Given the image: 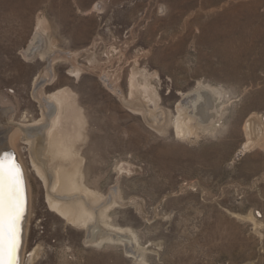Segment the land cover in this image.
<instances>
[{"label": "rangeland", "instance_id": "374dc122", "mask_svg": "<svg viewBox=\"0 0 264 264\" xmlns=\"http://www.w3.org/2000/svg\"><path fill=\"white\" fill-rule=\"evenodd\" d=\"M38 16L47 43L93 68L76 79L66 73L70 64L57 60L44 92L73 93L82 122L72 145L79 180L111 204L109 224L133 233V253L142 260L120 244L89 246L86 229L51 211L28 146L18 141L15 154L31 188L23 264H264V0H0V101L11 105L0 117L9 119L0 122V137H9L11 122L40 119L31 91L44 62L21 55ZM229 19L238 26L227 30ZM231 39L237 46L225 52ZM131 71L169 113L163 130L100 77L111 76L126 98ZM198 83L223 95L215 97L213 126L178 137L176 105ZM250 117L263 139L244 150Z\"/></svg>", "mask_w": 264, "mask_h": 264}, {"label": "bare ground", "instance_id": "6f19581e", "mask_svg": "<svg viewBox=\"0 0 264 264\" xmlns=\"http://www.w3.org/2000/svg\"><path fill=\"white\" fill-rule=\"evenodd\" d=\"M257 4L255 2L252 6L255 7ZM230 20L226 26L227 30H231L230 27L235 28L238 26L237 21ZM46 30L45 20L38 16L33 37L28 46L21 50V55L24 60H33L37 57L40 61L44 62V67L32 80L31 91L39 106L41 113L40 119L30 125H19L11 122L10 125L12 124V128L9 137H0V158H3L1 161L7 164L10 162V157L13 154L15 155V161L20 166L26 191L27 211L24 222L18 225V241L20 239L21 243L15 264L24 263L23 251L25 248L31 203L30 184H27L24 168L17 154H15L18 141H22L28 146L30 164L45 187L46 201L51 211H55L61 215L67 222L86 229L87 240H84V242L89 244V246H98L104 243L120 244L124 246L128 257H134L136 260L141 259L139 255L133 253V246L137 244V239L133 233L127 228H115L109 224L107 212L111 204H106L105 200L102 201V195L97 193V191L95 192L89 189L80 182L81 179L79 180V177L82 175L77 165V159L74 160V156L76 157L77 153L72 151V145L74 141L79 140L81 137L76 127H79L82 122L80 121L81 117L77 116V104L73 98V93L66 89L54 91L49 95L44 92L45 86L52 85L55 80L53 66L57 60L69 63L70 68H68V72L66 73L76 79L82 71H92L93 68H85L76 63L75 56H77V53L72 54L59 49L57 51L55 41L47 43L42 34ZM252 33L255 34L252 36L253 38L257 39L260 37V35H256L258 34L256 27L252 28ZM231 45H234V47L237 46L234 39L222 44L223 50L228 52L231 50ZM244 47L247 49L250 48L248 45H244ZM136 74L134 71L130 73L128 78L129 91L128 97L126 98L123 97L124 93L120 89L118 82L112 80L110 78L111 76L102 75L100 77L109 86L110 90L116 93L119 99L124 101V104L131 111L142 115L144 121L149 126L163 130L166 127V123H168L169 113L159 106L157 94L148 87L145 80V84L143 85L136 82ZM221 96H223L221 91L202 83H198L195 88L185 93L182 92L179 103L175 108L176 116L172 123L176 135L181 138H190L198 130L209 131L216 117L215 97ZM1 100L0 117L1 115L5 116L11 111V105L4 102L3 97ZM149 102L153 104L151 110L148 107ZM6 119H0V122L4 123ZM10 121H12L11 118ZM257 121L255 117H250L244 126L246 134L244 150L249 149L254 144H260L262 141L261 138L263 139L259 135L260 130H257L259 126ZM3 128V126H0V135L5 133ZM2 153L5 155L2 156ZM113 203L116 202L114 201ZM248 218L255 225V220L250 215ZM37 249L31 251V254H29L27 259L28 263H31L32 259L35 258ZM25 258L26 256L24 254V260ZM13 259L12 264L14 263Z\"/></svg>", "mask_w": 264, "mask_h": 264}, {"label": "snow or ice", "instance_id": "6c2138e0", "mask_svg": "<svg viewBox=\"0 0 264 264\" xmlns=\"http://www.w3.org/2000/svg\"><path fill=\"white\" fill-rule=\"evenodd\" d=\"M23 176L14 160L0 161V262L12 264L18 247L19 222L25 210Z\"/></svg>", "mask_w": 264, "mask_h": 264}, {"label": "water", "instance_id": "95a60500", "mask_svg": "<svg viewBox=\"0 0 264 264\" xmlns=\"http://www.w3.org/2000/svg\"><path fill=\"white\" fill-rule=\"evenodd\" d=\"M5 154L4 153H2V156H4ZM9 155V154H8ZM3 158H0V161L2 160ZM11 160H14L15 161V155L13 154L12 155V157H10V161ZM16 162V161H15ZM23 187H24V193L26 192L25 191V185H24V182H23ZM25 199H26V196H25ZM26 211H27V204L25 203V210H24V213H23V215H22V219L20 220V222H19V224L21 223H23L24 222V218H25V215H26ZM20 234H21V232H20ZM20 243H21V240L19 239V241H18V247H17V249H16V252H15V254H14V263L13 264H15L16 263V260H17V252H19V247H20Z\"/></svg>", "mask_w": 264, "mask_h": 264}, {"label": "built area", "instance_id": "2783aa9c", "mask_svg": "<svg viewBox=\"0 0 264 264\" xmlns=\"http://www.w3.org/2000/svg\"><path fill=\"white\" fill-rule=\"evenodd\" d=\"M30 253H31V252H30ZM30 253H28L27 256H29Z\"/></svg>", "mask_w": 264, "mask_h": 264}]
</instances>
